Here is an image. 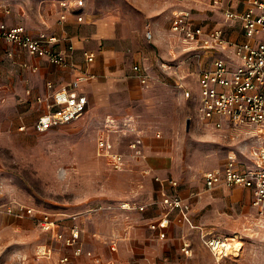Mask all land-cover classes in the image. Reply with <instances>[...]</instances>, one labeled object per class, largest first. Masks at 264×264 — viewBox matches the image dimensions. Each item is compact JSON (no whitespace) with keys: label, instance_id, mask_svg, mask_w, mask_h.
<instances>
[{"label":"rangeland","instance_id":"rangeland-1","mask_svg":"<svg viewBox=\"0 0 264 264\" xmlns=\"http://www.w3.org/2000/svg\"><path fill=\"white\" fill-rule=\"evenodd\" d=\"M57 1L0 0V6L10 8L13 23L36 35L57 28ZM84 2L85 15L118 18L116 69L122 72L100 80L102 98L80 118L39 132L40 103L26 96V87L38 81L36 73L20 72L13 79L0 71V206L20 202L78 214L84 249L93 253L81 264H218L178 211L171 213L164 237L151 226L167 211L159 190L172 193L170 181L176 179L194 225L244 243L228 263L264 264V216L254 213L247 193L243 200L235 190L207 189L203 176L207 169H222L231 157L248 160L264 138L256 127L215 129L200 117L197 78L211 53L189 48L171 31L176 11H188L195 20L221 21L213 0ZM134 65L149 75L146 84L136 77ZM180 84L194 96L187 98ZM100 139L124 154L123 168L114 169L99 154ZM136 139L142 140L141 154L132 148ZM47 239L30 217L0 211V264H63L59 257L70 250L55 242L52 254L42 253Z\"/></svg>","mask_w":264,"mask_h":264},{"label":"built area","instance_id":"built-area-1","mask_svg":"<svg viewBox=\"0 0 264 264\" xmlns=\"http://www.w3.org/2000/svg\"><path fill=\"white\" fill-rule=\"evenodd\" d=\"M226 1L241 4L245 0H213L215 6H220ZM243 9L232 6L222 9L225 25L205 28L197 23L190 13L185 10L176 11L171 22V31L177 34L189 48H198L203 51H212L210 62L201 70L197 82L200 85V96L197 111L200 117L215 129L226 126H252L256 127L264 138V0L246 1ZM62 11L60 19L66 20L69 13H76L77 19L82 21L83 15L76 12L84 6V0H60ZM11 14L7 6H0V52L4 42L18 46L29 55L46 58L50 63L64 68L73 67L70 54L74 50L71 44L67 49H56L55 44L59 38L55 34L41 32L33 34L22 24H9L5 16ZM240 24L244 39H232L228 29ZM147 36L152 37L148 31ZM6 54L13 58L14 49H9ZM87 62L95 59L93 52L83 53ZM33 71L38 66L30 67ZM133 72L138 79L146 84L149 75L139 66H133ZM95 75L87 70H81L74 79L60 88H54L49 81V93L36 97L39 103L45 105L46 111L35 122V128L44 132L57 125L70 123L81 117L86 111L88 96L81 91L83 83L93 79ZM181 85V84H180ZM184 95L192 98L193 91L181 85ZM30 94V91H28ZM24 126H21L23 128ZM141 139H136L132 148L137 154L142 153ZM99 154L105 155L114 169H121L125 165L124 154L115 151L111 143L104 139L98 142ZM204 183L207 189L219 187L248 189L251 193V207L254 213L264 216V140L255 146L248 160L240 157L228 159L222 169H207L204 172ZM157 179H159L157 177ZM170 184L178 187L176 179ZM162 205L167 211L151 226L159 231L160 236L166 235L170 222V215L178 211L193 228L200 231L203 243L210 249L218 264L228 263L226 259L236 260L239 254L228 250V239L215 235L202 225H194L190 219V203L178 192H162ZM124 207H130L124 203ZM144 209V206H138ZM0 211L9 215L30 217L34 224L46 233L49 243L42 244V253L52 254L54 243L60 248L69 249L63 253L59 261L63 264H81L85 256H92L91 250H85L82 240L83 226L78 214L56 213L20 202L6 203L0 206ZM111 249H117L116 242H112ZM182 250L188 253V245L184 243Z\"/></svg>","mask_w":264,"mask_h":264},{"label":"crops","instance_id":"crops-1","mask_svg":"<svg viewBox=\"0 0 264 264\" xmlns=\"http://www.w3.org/2000/svg\"><path fill=\"white\" fill-rule=\"evenodd\" d=\"M246 1L248 0H245L241 4L226 1L222 5L216 6V8L220 12L222 19L221 21H218L216 23L201 20L195 21L203 25L207 29L225 25L221 10L227 6H232L233 8L241 10L244 8L245 3H247ZM59 2L60 0L57 1L56 4V20L58 24L57 28H55L54 30L47 29V31H49L48 33L57 35V37L59 38V41L55 44L56 49L65 50L71 44L74 46V50L70 54V58L72 59L74 66L64 68L59 65L52 64L46 58L29 55L26 51L21 50L18 46L4 42L2 44V52H0V71L7 72L8 76L11 75L13 79L15 77H20V72H24V75H26L28 72L36 73V77L38 78L37 83H31L30 85H28V87H26V96L32 95V97H34L35 99L40 95L44 96L49 93L47 82L51 81L54 84V88H60L67 82L74 79L81 70H87L95 75L93 79L83 83L81 86V91L88 96V104L86 108L87 111L91 107V104L97 102V100H100L103 96H101L102 92L100 91V89L97 91V89L101 87L99 86V84H101L100 80L106 78L113 79L122 72L121 70L116 69V65L118 63L117 58L121 54V51L115 44V40H117L116 26L118 18L113 15L101 17H92L91 15H85L84 4L83 7L76 10V12H79L83 15L84 19L82 21H79L77 19L76 13H69V16L66 20H61L60 13L63 9L60 6ZM9 16L10 14L6 15L4 17L5 20L9 24H17L13 23ZM228 34L232 39H244L243 30L240 24H236L233 27H230L228 29ZM9 49H14L15 51V56L13 58L9 57L6 54V51ZM85 51L93 52L95 54L94 61L90 63L86 61L83 55ZM207 52L211 53V55L213 54L212 51ZM3 56L4 59H7V63L3 64L1 62V58ZM31 65H37L38 70L33 71L30 68ZM28 91H30V94L28 93ZM37 111L39 113V117L46 111L45 105L43 103H40V106L37 107ZM38 117L36 118V120L38 119ZM160 160L162 159H158L156 160V162L158 163V161L160 162ZM157 163H155V165H158ZM170 187L172 188L173 192H178L183 196L182 192L178 189L179 185L178 187H174L170 184ZM227 189L235 190L237 195L240 197L239 199L243 200H245V196L247 193V202L251 205V193L248 189L241 187ZM164 191V187L159 190L160 198L162 196V192ZM194 229H196L200 235V231L197 228ZM155 230L157 231V233H159L157 229ZM44 234L46 235V233ZM208 250L210 251L209 248ZM210 253L212 254L211 251Z\"/></svg>","mask_w":264,"mask_h":264},{"label":"bare ground","instance_id":"bare-ground-1","mask_svg":"<svg viewBox=\"0 0 264 264\" xmlns=\"http://www.w3.org/2000/svg\"><path fill=\"white\" fill-rule=\"evenodd\" d=\"M236 236V235H235ZM239 236V235H238ZM228 239V250L237 254H240L244 248V243L238 241V238L227 237ZM240 239V238H239Z\"/></svg>","mask_w":264,"mask_h":264}]
</instances>
